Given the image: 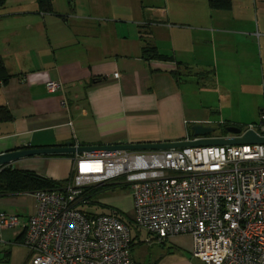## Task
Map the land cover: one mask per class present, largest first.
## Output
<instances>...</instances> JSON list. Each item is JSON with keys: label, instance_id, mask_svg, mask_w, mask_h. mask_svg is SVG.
<instances>
[{"label": "crops", "instance_id": "obj_1", "mask_svg": "<svg viewBox=\"0 0 264 264\" xmlns=\"http://www.w3.org/2000/svg\"><path fill=\"white\" fill-rule=\"evenodd\" d=\"M51 1L52 12L40 10L36 0H7L0 10V106L6 108L0 154L67 143L185 140L194 123L211 126L213 109L195 99L197 87L217 86V52L240 46L260 56L264 38L247 11L237 13V0L227 8L175 0L172 10L129 7V0ZM149 45L169 58L149 59L143 52ZM253 59L246 63L258 75L245 76L250 85L260 83L263 69L261 59ZM50 79L62 81V88L49 93ZM12 166L58 181L72 168L70 155L22 158ZM34 211L31 192L0 196V212L18 217L15 227L0 228V264H28L22 240ZM132 237L134 264H203L191 254L187 234L146 242L148 234L135 230Z\"/></svg>", "mask_w": 264, "mask_h": 264}, {"label": "built area", "instance_id": "obj_2", "mask_svg": "<svg viewBox=\"0 0 264 264\" xmlns=\"http://www.w3.org/2000/svg\"><path fill=\"white\" fill-rule=\"evenodd\" d=\"M62 85L45 84L49 93ZM241 129L264 136V104ZM71 164L61 187L33 193L28 264H134L125 220L83 210L89 190L110 181L129 185L134 224L158 241L187 234L203 264H264V143L74 153ZM16 225L0 212V228Z\"/></svg>", "mask_w": 264, "mask_h": 264}, {"label": "rangeland", "instance_id": "obj_3", "mask_svg": "<svg viewBox=\"0 0 264 264\" xmlns=\"http://www.w3.org/2000/svg\"><path fill=\"white\" fill-rule=\"evenodd\" d=\"M60 1V0H56ZM175 0H129L128 5L142 4L150 8L151 5H159L164 7L167 5L170 10L172 5L177 3ZM239 2V3H238ZM183 3V2H182ZM237 13L244 14L246 11L251 16L255 27V33L264 28V0H237ZM259 25V26H258ZM242 25H239L241 27ZM183 31V30H182ZM184 32V31H183ZM187 32V31H185ZM216 50V49H215ZM247 51V48L231 46L228 49H220L215 56V64L212 69L217 73V86L215 88H206L201 90L197 87L196 102L205 101L210 108L213 109L211 118L207 121L217 131L216 135H226L222 130V124L225 122L232 125L245 128L248 124L258 120L259 110L263 106L264 95V38H261V52L251 56L252 53ZM249 54H248V53ZM261 59L263 65L260 83L255 85L248 84L245 76L258 75V72L248 68V59ZM258 71V69H257ZM91 203L84 206L83 210L88 213L100 214L114 211L119 217L131 220L134 224L131 214L132 197L129 185L116 184V181H110L107 185L93 189L90 197ZM131 216V217H130ZM135 225L131 226L132 235L135 232ZM143 237L147 233L142 230ZM151 234H148L146 242H151L154 239ZM156 240V239H155ZM133 246V254L135 250Z\"/></svg>", "mask_w": 264, "mask_h": 264}, {"label": "water", "instance_id": "obj_4", "mask_svg": "<svg viewBox=\"0 0 264 264\" xmlns=\"http://www.w3.org/2000/svg\"><path fill=\"white\" fill-rule=\"evenodd\" d=\"M214 81V78H210ZM217 129L212 126L194 123L190 127V137L175 142L154 143H129V144H99V145H72L64 146L23 148L0 154V167L12 165L13 162L22 158L33 156H50L74 153H100L115 150H167L188 146H211V145H243L264 143V136H260L254 130H247L242 134V129L236 125L225 127L226 135H216Z\"/></svg>", "mask_w": 264, "mask_h": 264}, {"label": "trees", "instance_id": "obj_5", "mask_svg": "<svg viewBox=\"0 0 264 264\" xmlns=\"http://www.w3.org/2000/svg\"><path fill=\"white\" fill-rule=\"evenodd\" d=\"M7 0H0V10L4 7L5 3ZM38 7L40 10L44 12H52L53 7H52V1L51 0H36ZM212 4L213 7H222V8H227L229 3V0H209ZM144 54L146 57L149 59L155 58V59H161V60H167L169 57L163 56L159 54L154 46H145L143 49ZM3 69V66L0 62V72ZM6 111L5 107L0 106V115L4 114ZM222 130L223 132L225 131V127L228 125H232L229 123L222 122ZM63 155H70L72 156L73 154H63ZM54 156V155H50ZM60 156V155H59ZM64 183V181H58V180H53L48 177H45L36 171L33 170H27V169H20L13 167L12 165H6L3 167H0V196H7V195H15V194H20V193H27L31 192L34 193L36 190L39 189H58L61 187V185ZM96 188H91L88 193V197H91V193L93 189ZM130 219V218H129ZM129 219H123L125 222L130 226L135 225L131 223V220ZM135 230L139 231V229L135 225ZM148 234V233H147ZM156 238V237H155ZM134 246V239L132 237L131 240V248Z\"/></svg>", "mask_w": 264, "mask_h": 264}, {"label": "bare ground", "instance_id": "obj_6", "mask_svg": "<svg viewBox=\"0 0 264 264\" xmlns=\"http://www.w3.org/2000/svg\"><path fill=\"white\" fill-rule=\"evenodd\" d=\"M2 17V16H1Z\"/></svg>", "mask_w": 264, "mask_h": 264}]
</instances>
